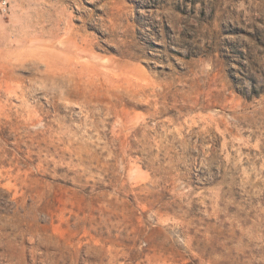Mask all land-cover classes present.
I'll return each mask as SVG.
<instances>
[{
    "label": "rangeland",
    "instance_id": "1",
    "mask_svg": "<svg viewBox=\"0 0 264 264\" xmlns=\"http://www.w3.org/2000/svg\"><path fill=\"white\" fill-rule=\"evenodd\" d=\"M0 264H264V0H0Z\"/></svg>",
    "mask_w": 264,
    "mask_h": 264
},
{
    "label": "bare ground",
    "instance_id": "2",
    "mask_svg": "<svg viewBox=\"0 0 264 264\" xmlns=\"http://www.w3.org/2000/svg\"><path fill=\"white\" fill-rule=\"evenodd\" d=\"M34 49V48H33ZM36 52V51H35ZM39 53V52H38ZM44 53V52H43ZM35 54H37V53H35ZM40 54V53H39ZM40 55H42V54H40ZM37 56V55H36ZM43 56H45V55H43ZM47 56V55H46ZM46 58H48V57H46ZM50 58V57H49Z\"/></svg>",
    "mask_w": 264,
    "mask_h": 264
}]
</instances>
